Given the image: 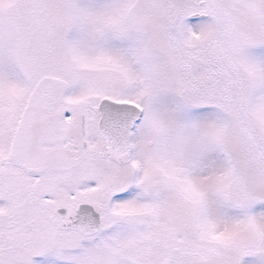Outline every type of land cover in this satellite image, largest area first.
I'll return each instance as SVG.
<instances>
[{
  "label": "snow or ice",
  "instance_id": "obj_1",
  "mask_svg": "<svg viewBox=\"0 0 264 264\" xmlns=\"http://www.w3.org/2000/svg\"><path fill=\"white\" fill-rule=\"evenodd\" d=\"M0 264H264V0H0Z\"/></svg>",
  "mask_w": 264,
  "mask_h": 264
}]
</instances>
